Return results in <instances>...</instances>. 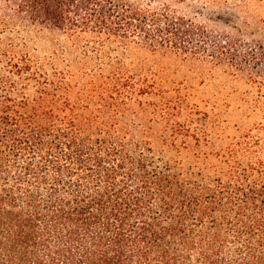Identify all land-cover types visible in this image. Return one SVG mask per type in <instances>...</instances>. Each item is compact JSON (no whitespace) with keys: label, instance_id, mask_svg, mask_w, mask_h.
I'll return each mask as SVG.
<instances>
[{"label":"trees","instance_id":"trees-1","mask_svg":"<svg viewBox=\"0 0 264 264\" xmlns=\"http://www.w3.org/2000/svg\"><path fill=\"white\" fill-rule=\"evenodd\" d=\"M5 19L124 49L250 59L264 82V52L210 36L163 0H0ZM24 66L10 64L32 96L0 81V264H264V123L219 147L218 129L164 99L165 158L118 119L150 79L135 85L113 66L79 86Z\"/></svg>","mask_w":264,"mask_h":264},{"label":"rangeland","instance_id":"rangeland-1","mask_svg":"<svg viewBox=\"0 0 264 264\" xmlns=\"http://www.w3.org/2000/svg\"><path fill=\"white\" fill-rule=\"evenodd\" d=\"M163 3L177 16L201 26L210 36L231 40L243 50L264 52V0H163ZM26 60L31 72L48 77L69 72L79 86L86 75L107 74L113 66L120 67L124 77L135 85L140 77L150 79L153 88L147 95L137 97L136 86L132 103L118 119L121 133L136 141L147 140L154 153L165 158L174 155L161 143L159 109L164 99L173 104L182 101L188 111L218 129L222 139L216 141L219 147L264 123V82L250 59L241 67L204 56L153 53L134 45L124 49L113 42L87 37L71 39L44 26L0 20V81L14 80L18 88L23 87L25 96H32L33 84L19 81L10 67L16 63L24 68Z\"/></svg>","mask_w":264,"mask_h":264}]
</instances>
